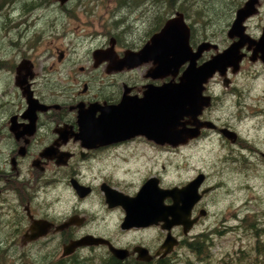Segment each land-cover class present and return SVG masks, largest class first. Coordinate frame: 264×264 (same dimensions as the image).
I'll return each instance as SVG.
<instances>
[{
	"label": "flooded vegetation",
	"instance_id": "flooded-vegetation-1",
	"mask_svg": "<svg viewBox=\"0 0 264 264\" xmlns=\"http://www.w3.org/2000/svg\"><path fill=\"white\" fill-rule=\"evenodd\" d=\"M258 5L259 0L257 4L259 10ZM253 15L243 23L244 33L250 42L245 41L240 49L244 55L238 70L233 71L232 67H227L223 74L216 71L207 80L204 84L203 94L210 97L209 105L203 108L195 121L188 117L183 119L186 126L191 128L193 122L201 123L198 133L179 145L168 142L159 143L144 134L113 135L107 137L108 141L102 143L99 141L84 142L80 131L81 115L95 120L103 114L99 107L118 105L124 96L141 98L149 86L161 85L172 79L170 75L163 78L152 77V69L156 66L152 61L137 65L120 63L126 51H138L153 33L160 30L165 21L140 46H131L128 40H121L117 35L104 34L105 43L91 50L87 58V61L90 60V62L86 63V66L76 67L77 64L69 59V62L62 63L64 65L62 67L63 72L60 67L51 64L40 68L41 74V71L35 69V64L31 59L23 58L31 64V71L26 75V83L19 85L16 77L26 74V71H20L18 74L19 63L14 68V84L20 95L13 97L12 104L9 101L0 103L1 110L4 111L0 112L4 117L0 123V215L7 216L4 218V223L0 218L2 224L0 231H8L6 237L12 240V244L20 243L24 246L38 243L57 245L56 257L53 259H61L65 262L64 264L68 260H73L71 263L77 264L80 261L75 254L77 250L83 247L92 248V246L107 249L109 255L103 264L111 258L114 261H121L123 264H159L163 260L171 259L174 251L181 243V239L173 234V229H181L183 233V227L181 225L171 227L170 233L177 239L178 244L173 247L171 252L166 253L167 247H163V243L168 231L161 227L162 222L145 227L136 225L123 227L125 209L120 204H110L107 195L113 190L112 193L115 195L120 193L134 197L145 181L151 177L158 179L159 186L170 188L181 186L197 175L203 174L204 177L198 190L201 192L207 189V191L202 194L199 201L193 204L190 218L198 216L197 224L205 216L206 211L201 208L202 206H199L207 194L216 187L215 184L207 185V181L213 173L209 170L203 172L198 169L194 176L183 184L164 183L159 168V153L162 150H175L179 146L198 141L208 131L216 132L217 136L229 147L241 146V149L244 148L247 151L255 149L252 143L249 144L250 148L241 145L239 132L232 129L234 125L228 121L218 123L217 120L219 119L215 117L216 115L212 111L216 100L219 99L218 94L212 90L213 85L222 84L220 96L228 94L237 96L236 83L240 72L245 67L247 74L251 76L254 71L250 69L252 67L247 63L261 65L264 69V62L260 57L261 53H256V43H252V41L258 40L264 25L256 33L250 30L248 22ZM185 20L191 29L189 43L193 50L203 41L216 45L215 48L211 46L203 51L197 60V65L209 60L213 55L223 51L232 42L239 39V37L230 38L227 30L226 34L223 35L224 40L221 37V32L215 40H209L210 36H208L197 44L194 40L191 43L193 28L186 17ZM57 49L56 47L55 50ZM251 56L254 59H251ZM64 57V50H59L58 60L62 61ZM184 67L185 65L181 67L180 72ZM63 79L67 82H64ZM176 79L177 77L174 80ZM57 83L59 84L58 87L55 85ZM26 85L32 92V97L38 101L34 110L31 109V105L23 94L22 87ZM39 104L46 106V108H40ZM7 106L11 109L7 110ZM238 108H240L239 103ZM232 114L236 113L233 111ZM223 130L234 132L236 136L231 139L232 137H228ZM1 148L4 149V152ZM228 168L235 169L237 174L243 171V169L233 165ZM76 185H82L85 188L78 190ZM85 189L88 190L81 195ZM60 191H67L70 195L71 200L69 199L67 203V206L70 207L69 211L56 210V208L63 206V201L59 195ZM39 195L44 198L38 200ZM10 199H13L14 203L13 201L10 203ZM87 202L98 209L96 211L84 209L83 206ZM165 203L171 204L172 201L168 198ZM72 218L74 221L70 222ZM34 222L39 226H35L32 232L31 227ZM42 222L50 223L46 234L29 240V236L40 230ZM65 222H69L68 225L60 228ZM109 225H116L118 227L116 231L124 236H142L144 230H151L154 227H160L163 234L157 235L152 240V244H148L141 238V240L133 239L125 244L117 245L107 236L89 232L99 229L110 230L107 228ZM78 231L85 233L77 234ZM87 234L104 238L113 246L125 249V257L119 259L113 256L108 247L103 244L81 246L72 254L63 255L65 244ZM137 246L147 249L150 256L148 260L139 258L135 251ZM53 259H47L45 264Z\"/></svg>",
	"mask_w": 264,
	"mask_h": 264
},
{
	"label": "rangeland",
	"instance_id": "rangeland-1",
	"mask_svg": "<svg viewBox=\"0 0 264 264\" xmlns=\"http://www.w3.org/2000/svg\"><path fill=\"white\" fill-rule=\"evenodd\" d=\"M243 2L177 0V3H184L180 5L184 8L182 12L193 28L201 21L193 32L191 43L194 40L197 44L208 36L209 40H215L221 32L224 40L223 35L230 27L234 13ZM165 5L164 0H124L121 3L116 0H68L64 4L57 0H0V103L9 101L12 104L13 97L20 95L14 84V68L23 58L31 59L36 70L54 64L63 72L62 63L69 62V59L77 64L76 67L86 66L90 62L87 58L91 50L105 43L104 34L117 35L121 40H128L131 46H140L167 17L181 11ZM258 8V13L248 22L250 30L255 33L264 25V0H259ZM59 50L65 52L62 61L58 60ZM247 65L254 71L251 76L245 67L240 72L236 83L237 96H220L222 84L213 85L212 90L219 99L212 111L219 119L218 123L228 121L234 125L232 129L239 132L241 145L250 148L252 143L255 149L247 151L241 146L229 147L216 132L208 131L198 141L159 153L164 183L183 184L199 169L211 171L213 174L207 185L216 186L200 203L199 207L202 206L206 214L193 225L188 235L185 236L181 229H173V234L181 239L171 258L173 264H182L185 258H189L187 261L192 264H264V233L254 235L242 222L244 218L264 211V159L261 156L264 153V69L258 64L248 62ZM55 85L59 86L58 83ZM1 107L0 112H4ZM233 111L236 114H232ZM3 118L0 113V123ZM1 150L4 152L3 148ZM230 165L243 171L237 174L235 169L228 168ZM60 192L63 206L56 210L69 211L70 195L67 191ZM43 198L38 196V200ZM12 201L14 203L10 199V203ZM83 208L98 209L90 202ZM258 216L264 220L262 214ZM6 217L0 215L3 223ZM107 228L110 230L89 232L107 236L117 245L141 238L152 244L157 235L163 234L160 227L144 230L138 237L119 234L116 225ZM214 230H219L209 235L214 247L208 256L197 260L188 251L186 243L195 240L198 234ZM81 232L85 233L78 231L77 234ZM7 235V230L0 231V263L45 264L47 259L56 257L57 245L12 244ZM75 254L80 260L77 264H103L109 255L107 249L100 246L83 247ZM72 261L68 260L66 264H72Z\"/></svg>",
	"mask_w": 264,
	"mask_h": 264
},
{
	"label": "water",
	"instance_id": "water-1",
	"mask_svg": "<svg viewBox=\"0 0 264 264\" xmlns=\"http://www.w3.org/2000/svg\"><path fill=\"white\" fill-rule=\"evenodd\" d=\"M57 1L64 4L68 0ZM257 4L258 0H246L236 10L228 29V36L230 38L239 37V39L200 65H197V60L203 51L211 46L215 48L216 45L203 41L193 50L189 43L190 26L186 22L183 12L176 11L168 17L160 30L153 33L138 51H126L120 63L137 65L152 61L156 64L152 69V77L163 78L170 75L172 79L161 85L149 86L141 98L124 96L118 105L99 107L103 114L95 120L81 115L80 131L83 141L102 143L108 141L107 137L113 135L144 134L159 143L168 142L179 145L195 136L201 123L193 122L191 128L186 126L183 119L188 117L195 121L203 108L209 105L210 97L203 94V89L204 84L213 73L218 71L223 74L227 67H232L233 71L238 70L244 55L240 49L245 41H249L244 33L243 23L248 17L257 13ZM252 43H256V53H261L260 57L264 62V26L258 40L252 41ZM251 59L254 57L251 56ZM29 64V61L23 59L17 67L18 74L20 71H26L24 75H17L16 81L19 85L26 83V75L31 71V64ZM184 65V69L180 72ZM175 77H177L176 80H174ZM22 89L31 109H36L38 101L32 97L28 85ZM40 108L45 109L46 106L40 105ZM223 132L228 137H232L231 139L236 136L231 131L223 130ZM262 155L264 156V153ZM203 177V174H199L181 186L170 188L159 186L158 179L151 177L145 181L134 197L120 193L115 195L111 190L107 198L110 204H120L124 207L123 227L131 225L145 227L162 222L161 227L168 231L163 247H167L166 253H169L178 244L177 239L170 233L171 227L181 225L183 233L188 234L198 219V216L191 219L190 214L193 204L199 201L202 194L207 191V189L201 192L198 190ZM76 186L78 190L85 188L82 185ZM87 190L82 191L81 195ZM168 198L172 201L171 204L165 203ZM71 221H74V218ZM68 223L65 222L60 228ZM35 226L39 225L34 222L31 227L32 232ZM49 227L50 223L42 222L40 230L29 236V240L45 235ZM102 244L108 247L113 256L119 259L125 257V249L113 246L104 238L89 234L65 244L63 255L72 254L81 246ZM135 251L140 259L148 260L150 258L144 247L137 246Z\"/></svg>",
	"mask_w": 264,
	"mask_h": 264
},
{
	"label": "trees",
	"instance_id": "trees-1",
	"mask_svg": "<svg viewBox=\"0 0 264 264\" xmlns=\"http://www.w3.org/2000/svg\"><path fill=\"white\" fill-rule=\"evenodd\" d=\"M124 0H116L117 3H121ZM164 2L166 3L165 6H167L168 8H176L177 10H181L184 11V8H182L180 5L184 4V3H177V0H164ZM203 19V18H202ZM201 23V21H199L196 25H194L193 28V32H195L196 30V26L199 25ZM192 25V24H191ZM262 214V216H264V211L260 212V213H255L252 216L246 217L242 220V222L245 224L244 227L248 230H252V233L254 235H260V233H264V227L261 226L264 224V220L261 221V219L259 218L258 215ZM225 229V228H222ZM239 229V228H238ZM219 230H214L210 233L207 234H198L196 236V239L191 241V242H187L186 243V247L188 248V251L194 255V257L197 260L202 259V257L208 256L210 251L212 250V244H213V239L210 238L209 235H211L212 233H216ZM189 258H185L184 262L182 264H192V261H187ZM172 259H168V260H163L161 261L159 264H173L172 263ZM65 262L62 261L61 259H56L53 260L47 264H64ZM0 264H7V263H0ZM105 264H123L121 261H114L112 258L109 259Z\"/></svg>",
	"mask_w": 264,
	"mask_h": 264
},
{
	"label": "bare ground",
	"instance_id": "bare-ground-1",
	"mask_svg": "<svg viewBox=\"0 0 264 264\" xmlns=\"http://www.w3.org/2000/svg\"><path fill=\"white\" fill-rule=\"evenodd\" d=\"M242 6V5H241ZM172 16V15H171ZM170 17V16H169ZM168 18V17H167ZM35 20V19H34ZM191 30V29H190Z\"/></svg>",
	"mask_w": 264,
	"mask_h": 264
}]
</instances>
